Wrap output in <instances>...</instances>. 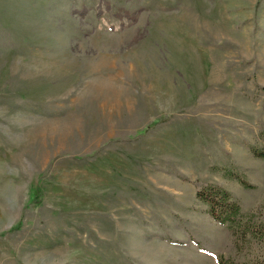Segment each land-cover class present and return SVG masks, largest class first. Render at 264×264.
Returning a JSON list of instances; mask_svg holds the SVG:
<instances>
[{"label": "rangeland", "instance_id": "1", "mask_svg": "<svg viewBox=\"0 0 264 264\" xmlns=\"http://www.w3.org/2000/svg\"><path fill=\"white\" fill-rule=\"evenodd\" d=\"M262 153L264 0H0V264H264Z\"/></svg>", "mask_w": 264, "mask_h": 264}, {"label": "trees", "instance_id": "2", "mask_svg": "<svg viewBox=\"0 0 264 264\" xmlns=\"http://www.w3.org/2000/svg\"><path fill=\"white\" fill-rule=\"evenodd\" d=\"M257 155L264 158V153ZM235 177L239 179L242 185L249 187L243 178L240 176ZM198 198L209 206L212 217L222 224H227L234 235H237L236 228H242L244 235L252 236L264 243V224L258 225L253 215L246 216L238 201L228 190L223 187L209 185L198 192ZM239 220H241V225L236 226ZM219 264H230V262L227 258L221 256Z\"/></svg>", "mask_w": 264, "mask_h": 264}]
</instances>
